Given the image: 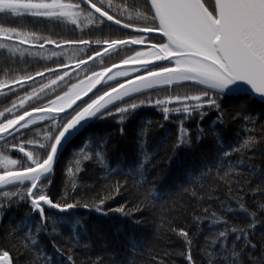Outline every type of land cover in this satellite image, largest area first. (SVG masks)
I'll return each instance as SVG.
<instances>
[{"label": "snow or ice", "instance_id": "snow-or-ice-1", "mask_svg": "<svg viewBox=\"0 0 264 264\" xmlns=\"http://www.w3.org/2000/svg\"><path fill=\"white\" fill-rule=\"evenodd\" d=\"M0 15L14 20L54 19L81 30L91 25L92 30L134 29L135 32L123 39L106 36L57 42L26 28L0 24V50H3L0 56L5 61L14 63L18 55L44 60L65 58V61H53L55 67L23 75L16 72L0 79V94L5 96L4 89L13 95L16 88L31 89L0 111L3 118L0 141L6 149H18L23 154L21 159H13L0 150V223L7 216L8 235L19 240L23 250L18 257L26 252V264H77L75 250L81 249L85 259L80 264H136L137 256L148 242L145 237H126L124 252L118 247L109 251L104 245L101 253L93 258V238L86 227V217L78 215L79 209L100 216L115 212L134 225L143 224L146 204L141 202L126 208L129 204L126 200L115 209H107L106 200L127 191L129 181L137 189H145L144 201L164 199L170 193L156 188V178L148 179L150 171L156 167L157 154L173 136L175 142L171 149L175 154L181 149L191 152L210 135L214 147L201 159L199 170L189 171L188 182L203 189L205 182L212 178L227 186L228 191L223 198L207 196V201L217 202L219 211L204 208L201 215L194 216L196 232L192 235H189L191 226L189 230L172 229L184 242L185 252L179 255L185 257L187 264H195L192 249L205 232L206 222L208 235L200 253L207 264H245V255L247 264L258 261L264 264V0H214L211 4L207 0H134L131 5L126 0L119 5L112 0H98V3L93 0H0ZM125 16L128 22L119 18ZM141 33H159L163 42L134 51L119 63L104 66L105 57L119 55L127 46L144 44ZM45 44H54L59 51H47ZM92 45L100 50H93ZM85 49L92 54H85ZM96 60L100 61L98 70L90 71L89 62ZM137 65L143 68V74L137 71ZM122 66L130 67L136 74L128 78L130 74L121 70ZM8 72L5 68V74ZM70 74L72 79H69ZM37 77L41 82L38 87H32ZM117 77L125 79L119 82ZM98 85L107 90L94 94L95 98L89 97L88 101L82 100L93 89L99 92ZM185 85L198 90L169 94L155 101L151 97L135 100L137 95L143 96L146 92ZM225 100L235 102L230 109L231 122L241 125L230 139L225 136L229 123ZM145 106L159 109L164 122H175L176 116L181 119L175 133L161 122L159 139L152 143L153 123L141 117L135 136L134 159H127L118 152L111 132L94 130L99 124L114 120L123 138L127 134L126 122L138 116V110ZM212 112L217 115L205 127L203 121ZM6 113L11 118H5ZM40 121L47 125L43 142L27 138L30 126ZM192 123L195 128L189 127ZM85 132L88 135L85 136ZM8 137H12L11 142ZM74 138H81V143L74 149L70 165L65 169L60 202L51 193L55 166L61 150L71 146ZM29 146L32 150H28ZM172 158L168 157L169 163ZM84 162L97 165L104 181L117 178L112 194L95 204H81L79 200L68 202L69 188L71 196H75L91 187L78 184ZM218 186L209 192H215ZM191 195L198 202H205V197L198 195L195 188ZM249 197H260L254 199V209L247 205ZM22 204H27L30 210L19 220L14 214H8L13 207ZM228 216L242 223H233ZM257 235L262 241L259 248L255 242ZM44 239L49 243L45 244ZM257 250L260 257L252 255ZM0 264H15L9 251L0 249ZM156 264H163V260Z\"/></svg>", "mask_w": 264, "mask_h": 264}, {"label": "trees", "instance_id": "trees-1", "mask_svg": "<svg viewBox=\"0 0 264 264\" xmlns=\"http://www.w3.org/2000/svg\"><path fill=\"white\" fill-rule=\"evenodd\" d=\"M72 2L78 1L72 0ZM93 2L98 3V0H93ZM112 2L113 4L119 5L124 3L125 0H112ZM126 2L131 5L134 0H126ZM107 10L111 14H115L112 13L111 9ZM119 18L128 22L126 16ZM0 24H3L6 27L26 28L28 31H35L41 36L50 37L57 42L61 40H95L106 36H110L111 38H124L127 36V33L123 31L108 32L107 29L104 31L92 30L93 26L91 25L86 26L83 30H81L75 25H65L54 19L50 20L47 18L14 20L7 19L0 15ZM141 26H143L142 23ZM145 38H147L148 41L159 42V39L156 37ZM40 42H43V40ZM47 49L49 51L55 50L48 47ZM92 49L96 51L97 48L92 47ZM133 50L134 48L127 46L125 49L120 51L121 54H114L110 57H105L104 60L107 61V63L111 62L110 64H113L116 61L123 59L125 56L130 55ZM56 51H59V49H56ZM2 52L3 50H0V53ZM85 54L90 55L92 53L88 49H85ZM69 55H71V52H69ZM81 58H84V54H81ZM61 61H65V58ZM97 62L100 61L97 60ZM93 63L90 65H93ZM52 66H54L53 62L44 61L42 59H33L27 56L21 58L18 55L15 58L14 63L7 62L2 56H0V79H6L9 76L14 75L16 72L21 75L25 73L30 74L35 71H40L44 67ZM5 68L9 69L7 74H5ZM82 76L83 73L81 74V78ZM69 79H72L71 74ZM37 82V84L33 87H38L41 80ZM72 82H75V80H72ZM111 86H113V84ZM105 89L107 88H103L102 90L104 91ZM30 90L31 89L28 87L16 88L15 95L7 91L5 92L7 93V96L0 94V102L12 103V101L16 100L20 96H23ZM63 90L66 91L67 88L65 87ZM102 90L96 94L100 93ZM165 91V88H161L158 91L146 92L143 96L137 95L135 100H147L149 97H151L153 101L158 98L163 99L166 96L163 94H166L168 90L167 92ZM19 92L20 95H18ZM57 94H59V92H57ZM128 102L130 103L132 101ZM234 103L235 102L232 100H225L226 116L229 119L225 136L229 139L232 138L234 132L241 127L239 123L231 122L230 109ZM138 112V116L126 122L125 128L127 134L123 138L119 136V125H117L114 120L108 121L107 124H99L97 129H94L97 131L111 132L115 137L114 144L116 145L118 152L130 160L134 159L136 156L135 150L137 142L135 136L141 122V117L149 119L153 123L152 134L150 137L152 143H156L159 139V124L164 122L161 111L154 107L145 106L139 109ZM216 115L217 114L215 112L210 113L203 121V125L206 127L210 124L211 120L215 119ZM8 117H10V115ZM180 119L181 117L176 116L175 122L168 121L164 123L167 124V127L171 132L175 133ZM189 127L195 128V123L190 124ZM46 128V124L30 128L27 138L37 139L43 142V134ZM23 131L24 130H22V132ZM84 135L86 136L88 133L85 132ZM7 139L9 142L12 141V137H8ZM16 142L19 143V140ZM174 142L175 136H173V140L169 141L168 144L157 154L156 160H154L156 167L150 171V175L148 176L150 181L153 178H156V188L159 191L169 192L170 195L165 196L164 199L158 202L144 201L142 194L145 189H137L132 182L129 181L127 191L122 192L120 196H115L113 199L106 200L107 209H115L116 207L124 204L126 200L129 201L126 208H131L141 202L146 204L147 206L142 213L144 220L143 224L134 225L131 220H128L122 214L115 212H110L108 216H100L95 212H86L83 208L79 209L78 215L86 217V227L89 235L93 238V244L95 246L93 258H95V255L101 253L102 246L104 245H107L109 251L118 247L121 252H124L127 250L126 237L135 236L136 238H140L143 236L148 242L145 245L142 254L137 256L136 264H156V262L160 260H163V264H187L185 257L179 255V253L185 252L183 239L178 237L176 232L172 229L175 228L176 230H179L180 228H184L185 230H189V226H191L189 235H192V233L196 232L194 216L201 215V210L204 208H208L209 211H219L217 202L214 200L207 201V196L211 194L223 198L228 189L227 186L221 184L219 181L213 180L212 178H209L208 181L205 182V187L203 189L188 182L189 171L199 170L201 159L204 156H207L214 147V140L210 135L201 140L191 152L181 149L177 150L176 153L173 154L171 145ZM80 143L81 138H74L72 145L68 146L66 150L63 151L61 157L59 158V162L55 167V183L51 186V193L53 194L54 199H58L60 202L63 200L62 189L66 180L65 169L70 165L73 158V151L80 145ZM0 150H4L5 153L9 154L13 159H21L23 156L22 153L18 152V149H6L3 141L0 142ZM28 150H32L31 146H29ZM169 156L173 157L171 163L168 161ZM255 162L260 163L259 160H256ZM81 167L82 171L78 174V184L91 187L88 190L77 192L75 196H71V189L69 188L70 199L68 202L79 200L81 204H95L99 199L112 194L111 190L114 188L117 178H113L110 181L102 180L100 177L103 173L99 170L97 165L90 162H84ZM120 179L121 182H123L122 178ZM216 185H219L218 188H216V191L210 193L209 190ZM233 187H235V185H233ZM253 187H255V185H253ZM193 188H195L198 195H203L205 197V202H198L196 198L192 197L191 192ZM185 189L188 191H185ZM254 199H260V197L247 198V205L250 209H254L255 207L253 203ZM29 210L30 209L27 204H22L19 207H13L8 214H14L16 219L19 220L23 217L25 212ZM37 219H39V217H37ZM228 219L236 224L242 223L241 221L233 220V217L231 216H228ZM160 225L162 226L158 229V226ZM203 227L205 228V232L194 242L192 249L195 264H207V260L200 253V249L204 246L205 236L208 235L206 222ZM121 228L123 229L122 231H117V229ZM8 232V218L5 216L3 222L0 223V249L9 251L10 257L15 260V264H26V257L28 254L24 252L23 255L18 257V254L23 251L21 243L15 237L9 236ZM98 237H102V239ZM255 242L259 248V245L262 242L259 235H257ZM44 243L48 244L49 242L47 239H44ZM58 243H62V241H58ZM75 251L78 253L77 264H80V261L85 259V255L81 249H76ZM252 255L260 257L261 253L257 250L253 252ZM153 257L155 260H153ZM244 259L245 264H247V255H245ZM257 264H259V261Z\"/></svg>", "mask_w": 264, "mask_h": 264}, {"label": "water", "instance_id": "water-1", "mask_svg": "<svg viewBox=\"0 0 264 264\" xmlns=\"http://www.w3.org/2000/svg\"><path fill=\"white\" fill-rule=\"evenodd\" d=\"M78 1V0H77ZM214 2V0H212V3ZM117 27H119V26H117ZM122 31H124V32H127V33H133V34H135V32H134V29H123ZM141 35H143L144 37L146 36V37H150V36H153V37H157V38H159L160 39V34L159 33H141ZM161 40V39H160ZM161 42H163V40H161ZM161 42H158V43H161ZM43 43V42H42ZM151 44H153L152 42H145L144 44H142V45H134V46H132V47H136V48H138V50L137 51H139V50H146L147 48H148V46H150ZM26 46H29L30 47V45H26ZM96 45H92V47H95ZM44 47H53V48H56L55 47V45L54 44H51V45H49V44H45L44 45ZM133 54V53H132ZM131 54V55H132ZM90 63V62H89ZM116 63H119V62H116ZM156 63H166V62H160V61H157ZM110 66V65H109ZM136 67V69H137V71H139L140 72V74H143V68L142 67H140V66H135ZM121 70H123V71H128L129 72V77L128 78H132L136 73L135 72H133L132 71V69L130 68V67H127V66H122L121 67ZM37 78H39V77H37ZM117 79V81H119V82H123V80L125 79L124 77H117L116 78ZM109 84H112V83H114V82H112V81H109L108 82ZM115 86V85H114ZM113 86V87H114ZM11 87H14V86H11ZM97 88H102L100 85H98L97 86ZM5 90V89H4ZM97 92V89H93V91L92 92H90V93H88V96H86V97H82V100H84V101H86L87 99H89V97H91V96H93L95 93ZM95 98V97H94ZM81 103V101H77V104H80ZM70 111V110H69ZM61 117H63V114H61ZM44 122L43 121H40V122H37V124H35V125H32V126H30V128H32V127H36V126H38V125H41V124H43ZM1 142V141H0ZM65 149H62L61 150V153H63V151H64ZM61 157V155L59 156V158ZM57 165V164H56ZM56 167V166H55Z\"/></svg>", "mask_w": 264, "mask_h": 264}, {"label": "flooded vegetation", "instance_id": "flooded-vegetation-1", "mask_svg": "<svg viewBox=\"0 0 264 264\" xmlns=\"http://www.w3.org/2000/svg\"><path fill=\"white\" fill-rule=\"evenodd\" d=\"M128 34H129V33H128ZM40 43H42V42H40ZM22 46L29 47V46H26V45H22ZM44 48H47V47H44ZM48 48H53V47H48ZM94 48H97L96 51H99V50H100L97 46H95ZM131 48H132V47H131ZM53 49L56 50V48H53ZM137 49H138V48H137ZM134 50H135V48H134ZM134 50H133V51H134ZM119 54H121V53H119ZM90 55H91V54H90ZM31 58H33V59H41L40 57H39V58L31 57ZM62 59H64L63 56H60V57H52L51 60H44V59H42V60H44V61H48V62H53V61H61ZM53 63H54V62H53ZM91 63H93V62H91ZM91 63H89V65H90ZM110 63H111V62H108V63H107V61L104 60V66H109ZM55 66H56V65H55V63H54V66H52V67H55ZM99 66H100V62H97V60H96V61H94L93 65H90V66H89V70H90V71H97L98 68H99ZM50 68H51V67H50ZM46 75H47V74H46ZM39 80H41V78H36V82L39 81ZM37 83H38V82H37ZM37 83H34V84L32 85V87H33L34 85H36ZM14 87H15V86H14ZM3 91H4V92H7L8 89H5V90H3ZM18 95H20V92H19ZM135 98H136V97H135ZM10 104H11V102H0V111H3L4 108L9 107ZM5 118H11V116L8 117V115L5 114ZM2 119H3V118H0L1 121H2ZM44 124H45V123H44Z\"/></svg>", "mask_w": 264, "mask_h": 264}, {"label": "rangeland", "instance_id": "rangeland-1", "mask_svg": "<svg viewBox=\"0 0 264 264\" xmlns=\"http://www.w3.org/2000/svg\"><path fill=\"white\" fill-rule=\"evenodd\" d=\"M207 3H209V4H211L212 3V0H207ZM127 35H128V33H127ZM126 37V36H125ZM124 37V38H125ZM150 37H153V36H150ZM121 39H123V37L121 38ZM21 47H25V46H21ZM45 50H47V51H49L47 48H45ZM133 53V52H132ZM131 53V54H132ZM130 54V55H131ZM35 58H39V57H35ZM116 62H119V61H116ZM115 62V63H116ZM114 64V63H113ZM111 65V64H110ZM166 89V91L165 92H167V90H168V92L166 93V94H163V95H169V94H172V95H175V94H183L185 91H190V92H195V91H197L198 89H190L187 85H185L184 87H173V88H165ZM102 90V89H101ZM107 89H105L104 91H106ZM101 92H103V90L101 91ZM100 92V93H101ZM100 93H98V94H100ZM97 94V95H98ZM95 97V96H94ZM93 97V98H94ZM119 106V105H118ZM6 115H8L9 116V114H7L6 113ZM0 122H2L1 120H0ZM5 154H7V153H5ZM7 155H9V154H7Z\"/></svg>", "mask_w": 264, "mask_h": 264}]
</instances>
